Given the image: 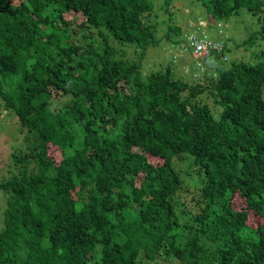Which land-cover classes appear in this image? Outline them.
Listing matches in <instances>:
<instances>
[{"label":"trees","instance_id":"trees-1","mask_svg":"<svg viewBox=\"0 0 264 264\" xmlns=\"http://www.w3.org/2000/svg\"><path fill=\"white\" fill-rule=\"evenodd\" d=\"M199 2L216 21L264 11L260 0ZM154 8L153 0H0V97L28 128V151L12 154L21 172L0 179L8 195L0 264H89L97 252L101 264L159 254L180 264H264V61L212 73L214 63L198 61L193 82L171 65L144 74L159 42L145 21ZM191 33L173 43L182 55ZM227 50L204 57L226 61ZM177 157L195 166L194 192ZM179 202L199 206L190 221L181 222Z\"/></svg>","mask_w":264,"mask_h":264},{"label":"rangeland","instance_id":"rangeland-1","mask_svg":"<svg viewBox=\"0 0 264 264\" xmlns=\"http://www.w3.org/2000/svg\"><path fill=\"white\" fill-rule=\"evenodd\" d=\"M260 1L264 2V0ZM153 2L155 8L152 13L146 14L145 21L155 24L159 42L157 45L150 46L147 50L143 62L144 74L155 69H165L168 65H171L174 68L175 75L178 77L187 80L192 75H198L201 79L202 75H199L200 72H193V70H196L198 61H201L204 67H208L214 63L210 69L211 73L215 71V65L229 67L235 60L264 61V11L253 12L247 8H240L226 21H216L210 18L206 6L200 3L199 0H171L170 4L167 5H165V0H153ZM74 16L77 20L81 19L80 15L67 14V18ZM168 24L180 26L181 33L169 31ZM200 30L205 31L210 39L216 40L222 45H227L228 50L226 52L228 59L226 61L216 60L213 56L204 57L205 55H201L196 57L194 55L199 59L197 60L189 51H187L188 54L182 55L183 50L180 49L181 47L173 44L185 32L198 33ZM253 34L255 36L254 39L250 43L243 45L242 42ZM111 42L114 46L124 51L123 57L128 56V59L136 58V55H134L135 48L118 44L114 39H111ZM205 70L206 68L201 72L204 73ZM188 81L193 82L194 80L188 79ZM207 95L208 91L202 94L204 97L203 101L208 102L216 113V116H218L222 107L217 106L211 94ZM57 99L64 100L65 96L61 97V95L57 94ZM27 133L28 128L22 125L13 110L5 107L4 101L0 97L1 180H7L12 175L21 172V166L14 163L12 154L14 152L25 153L28 151ZM52 152H56L57 158L61 157V152L54 149H52ZM174 165L187 180L186 185L191 186L194 192L196 184L201 180L194 170L195 166L186 157H177ZM7 197L8 195L4 188L0 187V230L4 226V210L7 206ZM188 199L189 195L182 196L184 203H189ZM184 203L179 202L176 206L178 216L181 215V222H183L182 217L186 221H190L199 208L195 203L194 205ZM235 203L238 207H241L243 200L237 196ZM181 228L177 230L182 232ZM89 264H101L98 252L97 258H94ZM144 264L180 263L178 259L172 256L159 254L154 261L144 262Z\"/></svg>","mask_w":264,"mask_h":264},{"label":"built area","instance_id":"built-area-1","mask_svg":"<svg viewBox=\"0 0 264 264\" xmlns=\"http://www.w3.org/2000/svg\"><path fill=\"white\" fill-rule=\"evenodd\" d=\"M186 37L189 40L188 46L193 48L191 53L196 57L205 55L208 49L215 50L222 47L220 43L209 39L208 36L205 34V31L203 30H200L199 33L196 32V33L186 34ZM184 48L186 51L189 50L188 47H184ZM198 64L201 65L200 63Z\"/></svg>","mask_w":264,"mask_h":264}]
</instances>
